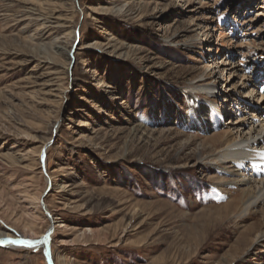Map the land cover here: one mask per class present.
I'll list each match as a JSON object with an SVG mask.
<instances>
[{
	"label": "rangeland",
	"instance_id": "rangeland-1",
	"mask_svg": "<svg viewBox=\"0 0 264 264\" xmlns=\"http://www.w3.org/2000/svg\"><path fill=\"white\" fill-rule=\"evenodd\" d=\"M32 1L0 0V230L51 242L0 264H264V204L240 215L211 165L264 86V0H40L44 26ZM58 17L71 59L50 65L33 49ZM192 100L228 115L202 132Z\"/></svg>",
	"mask_w": 264,
	"mask_h": 264
},
{
	"label": "bare ground",
	"instance_id": "bare-ground-1",
	"mask_svg": "<svg viewBox=\"0 0 264 264\" xmlns=\"http://www.w3.org/2000/svg\"><path fill=\"white\" fill-rule=\"evenodd\" d=\"M34 1V3H30L29 6H27L23 10L19 17H23L26 20L39 24L40 26L51 23L50 19H53V16H47L42 10H39L42 8L40 0ZM125 7L126 5L116 7L115 9L117 13H121L125 10ZM53 24L54 29L47 37L53 35L56 36L53 39L49 40L47 43H41L40 41V43L35 45V49H33L37 52V54L42 52L43 54L48 56V60L46 59V62L50 65L56 64L55 59L56 57H59V55H64V58H66V60L70 61L71 59V51L68 50V48L65 46V43L63 44L60 42L61 39L65 40L66 38H68L71 35V32L66 33L62 31L64 27L63 24L59 22V17L58 21H55ZM220 62L221 67L229 66L228 60L223 59ZM212 68L215 69L216 67L210 65L205 69L209 71V69ZM234 69L235 67H232V69L230 70ZM225 70L226 68H223V71ZM233 73L237 74V71L235 70L233 71ZM244 78L245 80L249 78L251 79V77H244L243 75H240V79L238 80L241 86H244L247 82L250 83L249 80L247 82L243 81ZM252 82L253 81H251L250 84H252ZM254 85L255 84L249 85V87L247 88V94H245L244 92L242 94V100L240 101V104L243 107H247V104L250 103L252 105V107H250L252 111L250 113H247V118L243 117L241 121H239V123H234L240 124V127H247L245 136L238 139V141L235 139L230 141V138L232 136L229 138V135H227L224 139V145L221 143L223 145L221 149L215 155L211 156V165L215 166L216 168L222 170L225 174L232 177V179L227 183H229L230 185H238L243 188L242 194L244 197L239 208V214L242 216H246L253 208L258 206L259 204H264V124H261L259 120V117L264 114V94L261 93L262 89H264V86L260 87L261 89H259V87L255 89ZM262 85H264V81L262 83H259V86ZM191 90H199L207 95H211V87L209 86L198 88L192 87L190 88V91ZM189 93L186 94L187 97H189ZM251 99H254L255 101L251 102ZM223 101L228 104V101H225L224 99ZM222 102L217 103L220 104V110L214 109V107L212 108L211 106L202 111L203 109L200 108L201 103L192 100L190 106L191 116L195 118V125L199 127L202 132L218 128L220 126L219 120H222L224 116L228 115L229 110L225 108L227 106L221 105L223 104ZM210 108H212V111ZM256 167L259 168V170H256V172L251 175V173L249 172H252V170ZM49 179L50 181L52 180L51 178ZM218 185L221 187V189H224L223 187L226 185V183L221 182L218 183ZM55 222V224H58L59 220H56ZM34 227H32V229ZM50 235L51 234L48 233L38 237L36 233L31 231L29 234L13 237L10 234L3 233L0 230V244L6 242L7 244H4L7 245V247L12 246L19 249H32L43 246V248L46 249L48 255V247L49 243L51 242ZM260 240H264V233L262 232L255 236L253 243ZM49 264H52L50 260Z\"/></svg>",
	"mask_w": 264,
	"mask_h": 264
},
{
	"label": "water",
	"instance_id": "water-1",
	"mask_svg": "<svg viewBox=\"0 0 264 264\" xmlns=\"http://www.w3.org/2000/svg\"><path fill=\"white\" fill-rule=\"evenodd\" d=\"M4 243H6V242L1 243L0 247H6V245Z\"/></svg>",
	"mask_w": 264,
	"mask_h": 264
}]
</instances>
